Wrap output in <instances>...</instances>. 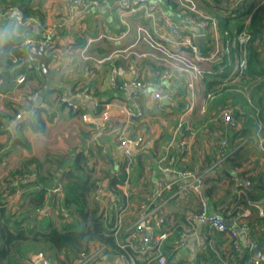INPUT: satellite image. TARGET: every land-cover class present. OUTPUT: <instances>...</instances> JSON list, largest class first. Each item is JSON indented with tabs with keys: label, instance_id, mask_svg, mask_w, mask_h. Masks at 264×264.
Masks as SVG:
<instances>
[{
	"label": "crops",
	"instance_id": "1",
	"mask_svg": "<svg viewBox=\"0 0 264 264\" xmlns=\"http://www.w3.org/2000/svg\"><path fill=\"white\" fill-rule=\"evenodd\" d=\"M34 1L45 13L43 20L33 16L25 20L23 16L20 21H16L12 16L20 8L2 13L0 8V18L5 22L4 27L13 29L19 36H26V40L36 37L53 39L58 58L49 62V75L42 72L48 83L44 91H49L50 88L54 91H51L48 98H43L42 91L38 92L36 99H31L30 96L37 92H32V87H37L38 81L30 79L17 83L8 94L0 92V190L3 189L6 175L19 168L26 159L37 158L43 165L38 170L40 174L47 175L48 171H57L46 194L49 204L41 212V218L50 219L56 226L63 227L69 224L65 218L66 212L60 208L64 193L55 189L63 188L62 172L74 170L76 159L80 156L83 158L80 160L81 167L97 180L102 190L101 197H97V192L94 200L101 204L106 216L109 215L112 225L119 208L126 207L122 228L116 236L120 242L128 240L130 229L139 220L141 205L149 202L152 232L159 231L157 223L160 214L166 216L167 225L174 229L165 242V254L175 253V243L179 238L177 230L189 228V234L177 253V264H196L200 247L206 243L220 250L229 248L232 242L230 237L208 225L190 221L200 210V195L192 190L178 193L179 185L188 183L189 179H181L177 171L192 169L204 174L206 183L202 187V194L207 198L210 210L223 213L227 220L232 221L231 225L235 226L233 219H239L242 213H247L244 217L249 218L257 208L242 204L238 207L241 213L234 217L229 214L237 203L235 179L242 178L249 187L258 184L257 174L261 173L264 166L263 150L259 147L262 138L254 133H241L239 137H235L232 127L221 116L225 107L221 103L228 97L206 99L210 92L207 80L220 78L218 74L222 73L223 66L219 67V63L222 59L217 57L215 61L201 63L199 66L204 71L201 75L183 70L182 67L192 68L196 63L186 49H176L169 42L174 49L168 46L172 51L176 50L175 54L167 50L168 46H163L167 31L163 19L172 16L184 26L185 32L197 35L201 34L200 29L186 18V15H190L189 12L197 13L199 19L202 15L217 19V27L211 26L209 32L205 33L206 42H197L201 51L212 53L221 48L223 38H235L238 35L236 29H248L251 13L247 10L260 0H254L255 3L250 8H245V4L253 3V0H149L159 8L158 23L149 20L150 31L144 26L142 16L125 13L127 10L120 9L124 6L118 5L122 2L126 6L136 0H106L98 6L79 8L72 17L65 12L66 4L71 0ZM118 13H121L122 24ZM219 16L229 17L227 25L233 33L222 31ZM3 26L0 28V36L3 34ZM141 30L148 31L153 40L145 38ZM109 32L116 38H100L102 34ZM210 34L217 37L215 42L213 39L215 50L209 41ZM78 37L84 41L81 48L74 46L80 43ZM25 41L26 58L30 60L29 45ZM87 51L90 56L83 58L82 54ZM225 60L229 65L228 60ZM30 61L41 68L38 59ZM162 66L163 69L160 70ZM168 72L172 73L171 78L165 77ZM223 75L233 77L230 70ZM134 79L148 80L153 85L140 90H122L114 84V80L122 84ZM78 83L89 86L93 94L76 97L73 91L75 87L79 89L80 86H76ZM176 88L188 93L185 95L187 109L183 112L178 109L183 101L179 102L172 94ZM61 89L65 91V96L73 98L79 110L74 111L72 107L57 100V90ZM155 91L168 96L171 104H163L162 99H155ZM205 101V109H202ZM122 105L131 107L136 115L129 117L122 114ZM43 109L52 114L44 132L22 126L24 120ZM19 113H22V118H18ZM183 116L184 125L179 128ZM233 116L236 124L239 122L238 129L241 128L234 110ZM122 130L129 137L142 138L144 143L142 147L135 149V167L129 184L123 185L120 181L113 186L112 182L123 177L124 172L122 147L119 144ZM224 138L231 143L229 154L236 153L234 156L237 159H245L243 164L222 163L219 141ZM183 139L189 141L190 148L182 147ZM165 166H172L176 171H167ZM31 169L35 171L34 175L24 182L32 181V184L27 183L24 189L18 187L20 192L7 194V202L11 200V196L14 197L8 204L27 206L26 194L39 189L40 185L33 183L37 177V164L32 165ZM14 184L18 185L19 181ZM262 227H250L252 230L249 234L253 238V244L257 242V237L264 239ZM240 242L242 251L249 248L251 252L245 264H255L251 259L252 256L256 258L252 252L253 244L248 242L247 233L240 232ZM133 244L138 245V241ZM101 249L102 246L93 249L90 254L104 258L111 264H137L136 259L127 257L126 261L119 260L121 255ZM262 254V258H257L260 260L259 264L264 262V248ZM140 260L145 259L140 257ZM80 261L79 258L74 264H80ZM227 262L228 260H224L223 264Z\"/></svg>",
	"mask_w": 264,
	"mask_h": 264
},
{
	"label": "trees",
	"instance_id": "2",
	"mask_svg": "<svg viewBox=\"0 0 264 264\" xmlns=\"http://www.w3.org/2000/svg\"><path fill=\"white\" fill-rule=\"evenodd\" d=\"M245 5L248 4L246 3ZM0 8L2 12H9L15 8H20L25 20L32 16L39 17L43 20L45 16L42 7L36 4L34 0H0ZM120 9L126 10L125 7H120ZM247 12L251 13L250 25L248 27L250 39L244 45H235L233 49V54L237 55L240 54L242 49L246 50V57L248 60L246 73L241 77H225L226 75H223V73L228 70L231 72L232 67L227 64L226 58L224 57L221 63H219V67L223 66L222 73L218 74L220 78L209 79L207 83L210 90L209 93L212 94L214 100L223 96L228 97L221 104L225 105V107L229 105L228 107L233 108L235 117L240 120L241 128L238 129L239 122H237V126L231 129L235 137H239L241 133H246L248 135L254 133L258 134L264 140V0H260L258 3L254 4ZM120 14L121 13H118V16L122 24ZM189 14L195 18L198 17V14L195 12H189ZM142 18L144 19V26L150 31L148 27L150 25L149 19ZM228 18V16H219V24L221 28H223L222 31H230L233 33L232 29L227 25ZM4 23L2 18H0V28H2ZM242 29L243 28H238L236 32L239 33ZM2 33L3 34L0 36V92L8 94L16 87L17 83H24L30 79L38 81V86L32 87V92L37 91L36 93L38 94V92L41 93L44 91V89L47 88L46 86H48L44 73L41 68H39L38 64L26 58L27 47L24 45L26 36H19L13 29L8 30L4 26ZM46 38L47 37H36L35 39L41 42ZM78 40L80 43L74 46L81 48L84 41L80 37H78ZM166 42L168 44H166ZM166 42H163L165 48L168 45L173 48L168 41ZM169 46L167 50L172 51ZM175 51L176 50L172 52L175 53ZM89 54L90 52L88 51L84 52L82 57L85 58L90 56ZM47 56L50 62L51 59H53L52 54ZM32 63H34L33 66H31ZM161 69H163V66L160 70ZM21 75L25 76L23 82H19V77ZM206 76H208V74H206ZM120 85L121 84L117 83L116 87L120 89ZM76 86H80L78 90L76 87L74 88L73 93L76 95L93 94L87 85L78 83ZM50 89L49 91L48 89L44 91L42 95L43 98H48L51 91H54ZM57 92V100L67 107H71L65 101V99L68 98L65 96V91L61 89L57 90ZM172 94L175 99H179V102L183 101L178 109L181 112L185 111L187 109L185 107V95L188 94L187 91L176 88ZM223 105L222 107H224ZM101 109L100 107V110ZM44 112V109L38 110L33 116L24 120L22 126L31 127L37 132H44L47 128L48 118L51 120L52 117L51 113ZM250 141H253V139ZM248 145H250V143ZM228 148H231V143L229 141L226 148L228 153L222 154V151L219 152L222 163L232 162L234 165L243 164L245 159H237L236 156H234L236 153L229 154ZM262 150L264 154V149ZM81 159L83 158L80 156L77 157L75 162L76 168L74 170L70 169L62 172L61 181L63 182L62 190L64 192V197L60 203V208L67 212L65 218L69 221V224L63 227L56 226L50 219L41 218V212L44 210L45 206L49 204L46 194L48 193L52 180L57 176V171H48L47 175L40 174L38 170L42 169V163L38 162L37 158L31 157L23 161L19 168L12 170L6 175L3 182V189L0 190V264H31L34 255L40 252H44L55 264H74L83 254L88 255L93 249H97L100 246H102L103 250L107 253L124 255L125 257L136 259L137 264H147V260L141 261L140 256L134 252L131 247H123V243L118 240L111 230L113 225L109 220V215L107 217L101 204L94 200L95 194L100 187L97 184V180L92 178V176L81 167ZM61 161L63 162V160ZM35 164H37L36 171L38 172L36 180L33 181V183L40 185L39 189L26 194V200L28 201L27 206L21 204L17 207V205L8 204L6 199L7 194L16 191L18 187L24 189L27 183L32 184V181L24 182V180L30 179L34 175L35 171H32L31 166ZM257 175L258 184L255 183L253 187L246 186L248 197H239L237 194V203L235 207L230 210V217L237 216L241 213L238 207L240 208L242 204L247 205V198L256 201L263 199L264 172L261 171V173ZM124 180L125 174H123V177H119L118 180H114L112 185L115 186L120 181L123 183ZM253 180L255 181L254 178ZM15 181H19V184L15 185ZM238 189L239 186L237 187V191ZM25 192L26 191H24L23 196ZM70 215L72 217L71 221ZM245 221L251 228L254 227L256 229L258 226L264 227V215H261L258 208L254 210V215H251L249 218L246 217ZM263 240L261 236L255 239L257 242H263ZM166 255L168 257L167 264L179 263L176 253ZM250 255L251 252L249 248L243 251L241 250L240 252L235 250L232 242L226 250L213 248L206 243L200 247L196 264H223L224 260H228L227 264H245ZM150 264L158 263L154 260ZM262 264H264V262Z\"/></svg>",
	"mask_w": 264,
	"mask_h": 264
},
{
	"label": "built area",
	"instance_id": "3",
	"mask_svg": "<svg viewBox=\"0 0 264 264\" xmlns=\"http://www.w3.org/2000/svg\"><path fill=\"white\" fill-rule=\"evenodd\" d=\"M103 1L106 0H71L68 1L65 6V12L69 17H72L76 11L79 8H87L90 6H98L101 5ZM243 2L244 0H240ZM120 6H124L127 12L125 13H132L134 15H140L146 19H149L151 22L158 23L159 21V8L157 4L149 1V0H136L135 2L131 4H126V6L121 2L118 3ZM2 13V11H1ZM186 18L189 22L195 24L199 29L201 34H205L209 32L210 27H217L218 21L217 19L210 18L209 16L202 15L201 19H197L191 15H186ZM163 25L165 27L166 35L165 39L166 41L170 42L172 45L176 46V49L184 48L186 49L188 55L192 57V60L196 63V66L190 68V67H182L183 70L187 72L194 73L196 75H201L204 73L203 69L200 68V64L204 63L206 61L211 62L215 61L216 58L223 59L224 57L228 60L229 65L232 67V71L230 74L234 77H241L246 73V70L248 68V60L246 57V50L242 49L240 54H233V49L236 44L244 45L249 39L250 34L248 32V29L241 30L238 35L235 38L228 37L223 38L221 48L217 49L216 52L212 53H204L199 49L198 43L195 40V35L197 33H188L185 32L184 26L178 22V20L174 19L172 16H166L163 19ZM144 31V32H143ZM141 34H145V38L147 37L150 40H153L152 35L146 31L141 30ZM229 35V32L226 33ZM110 37V38H116L113 33L109 32L106 34H102L100 38L104 37ZM155 42V41H154ZM25 44L31 45V44H45L46 46V53L47 55H51L53 59H57V53L55 52V46L52 38H46L45 40L38 42L36 39H27L25 41ZM159 46H162L158 44ZM183 54V53H182ZM235 55V56H233ZM34 63L31 64L33 66ZM181 69V68H180ZM166 78H171L172 73L168 72L165 75ZM25 80V76L21 75L19 77V82H23ZM115 86L117 85L116 80H114ZM153 83L148 80H142V79H134L130 81H125L120 85V89L122 90H129V89H136L140 90L143 88H150ZM84 94H77L76 97L82 96ZM153 96L155 99L161 100L165 95L161 94L160 92H154ZM38 97V94H33L30 96L31 99H36ZM213 98L211 93L207 94V100ZM65 101L72 107L74 111H77L78 105L73 101V98H66ZM205 104L202 106V109H205ZM121 113L127 114L129 117L132 115H136L135 112L131 107H128L126 105H122L121 107ZM222 119L226 124H228L231 127L236 126V121L233 116V109L230 107H227L226 109L222 110L221 113ZM18 118H22V113L18 114ZM184 116L181 118L179 122V128L184 125ZM143 139L142 138H132L129 137L125 130H122L119 134V144L122 147V155H121V161L124 165V172L125 174V180L123 182V185H127L130 182L132 171L135 167V149H139L143 146ZM181 145L184 149L190 148V143L188 140L183 139L181 141ZM228 145L227 139H221L219 141V151H222V154H227L228 151H226ZM259 147L261 149H264V140L262 139L260 142ZM165 170L167 171H176L173 169L172 166H165ZM262 171L264 172V166L262 168ZM177 174L181 179H189V182L186 184H180L178 188V193H186L189 190H192L193 192H196L200 195V210L193 215L190 218V221L193 222H200L201 224L208 225L213 229H216L219 232L224 233L226 236L230 237L233 247L235 250H242L241 242H240V232H244L248 234V242L252 245L253 244V238L249 234L251 228L248 225V223L245 221L244 216H247V213H242L239 215V219H233L234 225H228L227 218L223 213L219 212H212L209 208V202L207 198L202 194V187L206 183V177L204 174H199L197 171L192 169H184L177 171ZM236 186H239V189L237 191L238 196H246L248 197V190H247V181L242 180V178H236L235 179ZM62 190L61 187L55 189ZM17 192H20V189L18 188L16 190ZM99 194L97 195L98 198L101 197V188L98 190ZM64 193V192H63ZM9 197V196H8ZM14 199L13 196L10 197L12 200ZM11 200H8V203H11ZM248 205L255 206L259 209L261 215H264V197L260 201L253 200L251 198H247ZM150 203L144 202L141 205V212L140 217L137 223L130 229L129 231V237L128 240L123 243L124 246L131 247L134 252H136L140 257H143V259L147 260V264H150L152 261L156 260L158 264H167L168 263V257L164 253V245L165 242L168 240L171 231L174 229H170V227L167 225V218L164 214H160L158 219V228L159 231L152 232L153 226L150 224L149 220V212H150ZM126 211V207H120L119 213H117V216L115 218V221L113 223V226L111 227V230L114 232V234L117 236V234L120 232L123 220H124V212ZM67 215V212H66ZM150 231V233H149ZM177 233H179V238L175 243V253L177 254L179 252V248L182 247L184 244L185 237L189 234V228L183 227V229L177 230ZM135 241H138V245L133 244ZM122 243V242H121ZM103 250V249H101ZM119 260L126 261L127 257L124 255H121ZM252 261L255 264H259L260 260L257 258L251 257ZM80 264H111L106 259L97 257L94 254H83L80 258ZM31 264H55L53 260L47 256L44 252H40L34 255Z\"/></svg>",
	"mask_w": 264,
	"mask_h": 264
},
{
	"label": "water",
	"instance_id": "4",
	"mask_svg": "<svg viewBox=\"0 0 264 264\" xmlns=\"http://www.w3.org/2000/svg\"><path fill=\"white\" fill-rule=\"evenodd\" d=\"M23 17V12L21 10H15L13 13L12 18H14L16 21H20L21 18ZM195 40L198 43H205L207 40V36L205 34H198L195 36ZM28 51L31 55V59H38L40 61V67L42 69V71L44 73H46L47 75H49V69H48V56L46 53V46L45 44H31L28 47ZM162 103L163 104H171V100L169 99L168 96L163 97L162 99ZM228 225L232 224L231 220H227ZM264 248V242H256L255 244H253L252 246V252L255 255L256 258H262L263 254H262V249Z\"/></svg>",
	"mask_w": 264,
	"mask_h": 264
},
{
	"label": "rangeland",
	"instance_id": "5",
	"mask_svg": "<svg viewBox=\"0 0 264 264\" xmlns=\"http://www.w3.org/2000/svg\"><path fill=\"white\" fill-rule=\"evenodd\" d=\"M255 3V1H253V3H250V4H248L245 8H250L251 7V5H253ZM213 39H214V42L216 41V39H217V37H213V35L212 34H210L209 35V41H211L212 42V45H211V47H213V49L215 50V48H216V45H214V43H213ZM228 106H226V107H224L223 109H226Z\"/></svg>",
	"mask_w": 264,
	"mask_h": 264
}]
</instances>
